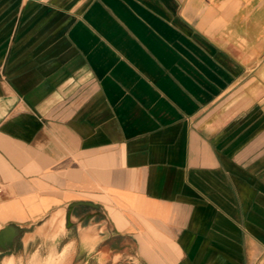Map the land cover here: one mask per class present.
I'll use <instances>...</instances> for the list:
<instances>
[{"label": "crops", "instance_id": "crops-1", "mask_svg": "<svg viewBox=\"0 0 264 264\" xmlns=\"http://www.w3.org/2000/svg\"><path fill=\"white\" fill-rule=\"evenodd\" d=\"M0 182V264H264V0H0Z\"/></svg>", "mask_w": 264, "mask_h": 264}, {"label": "rangeland", "instance_id": "rangeland-1", "mask_svg": "<svg viewBox=\"0 0 264 264\" xmlns=\"http://www.w3.org/2000/svg\"><path fill=\"white\" fill-rule=\"evenodd\" d=\"M56 229L53 239L48 240L45 246L43 243L39 245L40 241H44V235L41 234L40 239H37L38 244L28 247L25 254L18 256V260H15L14 262L12 260H5L3 261V264H77L76 256L66 254L59 255L56 253V243L61 242L63 235L61 222H57ZM21 251L22 250L19 249L20 253H22ZM1 261L0 257V262Z\"/></svg>", "mask_w": 264, "mask_h": 264}, {"label": "water", "instance_id": "water-1", "mask_svg": "<svg viewBox=\"0 0 264 264\" xmlns=\"http://www.w3.org/2000/svg\"><path fill=\"white\" fill-rule=\"evenodd\" d=\"M16 236V228L9 225L0 230V247L6 248L12 246L13 239Z\"/></svg>", "mask_w": 264, "mask_h": 264}, {"label": "built area", "instance_id": "built-area-1", "mask_svg": "<svg viewBox=\"0 0 264 264\" xmlns=\"http://www.w3.org/2000/svg\"><path fill=\"white\" fill-rule=\"evenodd\" d=\"M2 194H3V188H2V183L0 182V200H1Z\"/></svg>", "mask_w": 264, "mask_h": 264}]
</instances>
